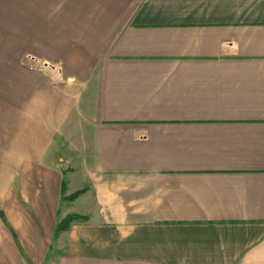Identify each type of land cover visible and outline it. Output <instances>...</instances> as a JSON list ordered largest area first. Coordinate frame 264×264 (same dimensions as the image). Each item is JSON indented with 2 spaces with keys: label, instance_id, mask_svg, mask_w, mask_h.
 Returning <instances> with one entry per match:
<instances>
[{
  "label": "crops",
  "instance_id": "obj_1",
  "mask_svg": "<svg viewBox=\"0 0 264 264\" xmlns=\"http://www.w3.org/2000/svg\"><path fill=\"white\" fill-rule=\"evenodd\" d=\"M0 211V264H264V0H0Z\"/></svg>",
  "mask_w": 264,
  "mask_h": 264
},
{
  "label": "trees",
  "instance_id": "obj_2",
  "mask_svg": "<svg viewBox=\"0 0 264 264\" xmlns=\"http://www.w3.org/2000/svg\"><path fill=\"white\" fill-rule=\"evenodd\" d=\"M86 191H87V188H83L81 190H78V191L72 193L69 196H66V181L64 179L62 181L61 194H62L63 200L72 202V201L76 200L78 197H80L81 195H83ZM0 218L2 219L4 224L9 228L15 242L19 246V243H18L17 237H16V232L14 231L13 228H11L9 226V224L7 223V221L5 219L4 214L1 211H0ZM85 222H87V218L85 216H80V215H76V214L69 215L65 219H63L62 221L57 223L55 230H54V236L56 237L59 234H61L62 232L68 231L72 225L85 223Z\"/></svg>",
  "mask_w": 264,
  "mask_h": 264
},
{
  "label": "rangeland",
  "instance_id": "obj_3",
  "mask_svg": "<svg viewBox=\"0 0 264 264\" xmlns=\"http://www.w3.org/2000/svg\"><path fill=\"white\" fill-rule=\"evenodd\" d=\"M12 16H13V18H12ZM14 17L17 18V15H15L12 10L11 11L8 10L5 12L3 19L5 20L6 23H14L15 22ZM16 23H17V21H16ZM48 64H49V66L39 65L38 67H39V69L44 68V67H47V68L53 67V65H51L50 63H48Z\"/></svg>",
  "mask_w": 264,
  "mask_h": 264
},
{
  "label": "built area",
  "instance_id": "obj_4",
  "mask_svg": "<svg viewBox=\"0 0 264 264\" xmlns=\"http://www.w3.org/2000/svg\"><path fill=\"white\" fill-rule=\"evenodd\" d=\"M26 59H27V61H28L29 63L34 64V65H36V66H39V65L49 66L48 63H46V62L44 63V62L40 61L39 59H37V58H35V57H33V56H27ZM43 63H44V64H43ZM50 66H51V65H50Z\"/></svg>",
  "mask_w": 264,
  "mask_h": 264
}]
</instances>
